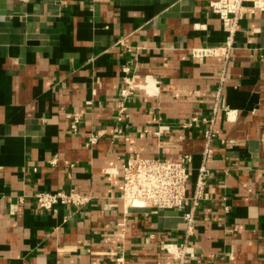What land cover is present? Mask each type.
Returning a JSON list of instances; mask_svg holds the SVG:
<instances>
[{
    "label": "crops",
    "instance_id": "crops-1",
    "mask_svg": "<svg viewBox=\"0 0 264 264\" xmlns=\"http://www.w3.org/2000/svg\"><path fill=\"white\" fill-rule=\"evenodd\" d=\"M212 1L0 0V264H175L161 245L185 241L184 264H264V10L238 16L220 83L223 58L190 52L225 43ZM146 74L156 94L137 89L119 111L123 78ZM91 131L104 134L86 146ZM183 154L187 193L208 171L189 234L183 210L120 199L128 159ZM70 189L88 202L34 205L36 191Z\"/></svg>",
    "mask_w": 264,
    "mask_h": 264
},
{
    "label": "built area",
    "instance_id": "built-area-1",
    "mask_svg": "<svg viewBox=\"0 0 264 264\" xmlns=\"http://www.w3.org/2000/svg\"><path fill=\"white\" fill-rule=\"evenodd\" d=\"M98 1V0H92ZM212 13H214L220 23L226 27L227 35L224 45L215 47H198L190 50L191 54L198 59L208 56L223 58V67L219 71V81H224L225 65L229 59L232 40L236 29L238 16L243 12L253 10L263 11L264 0H216L209 3ZM147 82L152 84V89L146 88ZM123 87L119 90L120 103L119 111H123L124 101L127 97L133 95L135 90H142L146 95L152 96L157 91V81L149 74L142 76V82L137 81V77L123 78ZM220 94V88L217 91V98ZM225 110L228 116L229 111ZM216 108L214 109V112ZM69 119V131L77 132V126L81 123L82 114L72 112L67 114ZM198 117L193 115L187 123L191 127L194 122H198ZM206 128L203 129L204 150L202 159L210 157V143L214 137L212 131L213 117L210 119H200ZM168 130V127H160L159 132ZM104 131H91L87 135L86 146H92L97 143L99 137ZM56 159L50 161L54 164ZM192 157L190 154H183L176 159L154 158H130L120 167L122 177V191L120 199L123 206L131 208H148L151 213H158L160 210H183L182 220L186 225V234L192 230L195 221V211L203 200L208 198L206 191V177L208 171L204 165L198 169L193 188L187 193L190 184V164ZM34 205L45 212L55 211L62 206H73L80 208L88 202L87 195L80 194L74 189L68 192L63 190L55 191H36L33 194ZM188 201V208L185 209V201ZM161 250L170 256L175 264H184L186 259L194 257V251L187 242L176 243L168 242L161 245Z\"/></svg>",
    "mask_w": 264,
    "mask_h": 264
},
{
    "label": "bare ground",
    "instance_id": "bare-ground-1",
    "mask_svg": "<svg viewBox=\"0 0 264 264\" xmlns=\"http://www.w3.org/2000/svg\"><path fill=\"white\" fill-rule=\"evenodd\" d=\"M144 85H146V88H148V89H150V90H151V87H150V85H149V84H144Z\"/></svg>",
    "mask_w": 264,
    "mask_h": 264
}]
</instances>
